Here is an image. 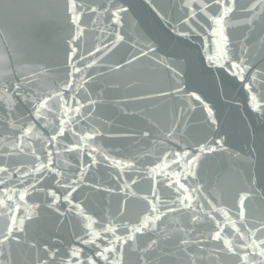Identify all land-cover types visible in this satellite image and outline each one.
Instances as JSON below:
<instances>
[{"label": "water", "instance_id": "obj_1", "mask_svg": "<svg viewBox=\"0 0 264 264\" xmlns=\"http://www.w3.org/2000/svg\"><path fill=\"white\" fill-rule=\"evenodd\" d=\"M255 2L234 0L220 27L213 0H76L79 10L69 0H0V168L9 169L0 200L10 205L0 206V240L9 217L22 229L0 246L2 264L264 261L232 228L251 244L264 224V11L252 16ZM232 62H243V77ZM21 139L23 153L13 149ZM141 221L148 229L134 232ZM217 222L239 255L211 239Z\"/></svg>", "mask_w": 264, "mask_h": 264}, {"label": "snow or ice", "instance_id": "obj_2", "mask_svg": "<svg viewBox=\"0 0 264 264\" xmlns=\"http://www.w3.org/2000/svg\"><path fill=\"white\" fill-rule=\"evenodd\" d=\"M69 2H70V6L73 9L79 10V6L77 5L76 0H69ZM213 3L219 5V11L217 12L215 17H210V19H213V21H214V23L216 25L222 27L223 26L222 22L224 21V16L226 14L224 12V9L227 8L229 11H231L232 8H233L234 0H228L227 4L224 3V0H213ZM258 6L261 8L262 11H264V0H256V2L252 4V7L250 9H248V11L252 14V16L256 15L254 10ZM210 7L211 6L208 5V4H203L201 10H203L204 8H209L210 9ZM89 11L95 12L96 10L90 8ZM123 11H125V9H123V8L118 9L117 12H113L112 13V16L116 17L120 12H123ZM74 19H75V16H74ZM118 22L119 21H117V23ZM246 22L250 24L253 21L251 19H249ZM225 39H227V37H225ZM97 51H99V49ZM233 59H235V58H233ZM230 66H231V70H232L233 75H239V76L243 77L244 72L246 71V67L243 65V62H241V63L232 62ZM57 95L59 96L60 94L58 93ZM37 99H40V98L37 97ZM51 99H52V97L49 96L47 100H40L39 105L36 107V111L39 113L42 108H45L47 106L48 100H51ZM60 99L63 100L64 99L63 96H60ZM259 99L261 101H264V96L260 97ZM64 103L65 104H69L68 101H64ZM49 110H51V109H49ZM74 110L78 112L79 108L74 109ZM260 110L264 111V108H261ZM30 132H31V126H29V128L23 132V137L24 138H30V135H29ZM60 134L62 135L63 133L61 132ZM52 139H55V137H53ZM23 142H24V140L21 139L19 144H13V149H18L20 153H23L24 152V147L22 146ZM4 148H5V150H7V146H4ZM37 159H39V158H37ZM173 162L175 163L176 161H173ZM33 168L36 171H38V172H42L43 170H45L47 168V165L46 164H41L39 167H37V165H33ZM8 171H9V169L6 168V167L5 168H0V173L7 174ZM19 171H20V169H17V172H19ZM25 175H30V174L29 173H25ZM0 183H4V181L2 179H0ZM169 187H175L177 192H181V190L187 191V189L184 188V185L180 184L178 181H174L172 184L169 185ZM153 195L155 196V193H153ZM22 198H23V195H21V199ZM10 199H11V196L6 197V200H10ZM145 199H147V198H145ZM177 199L185 207L191 208V204L188 202V197L185 196V197L181 198V197L178 196ZM246 199H247V197L241 198L240 203L238 205V213L237 214L240 217L241 221H243V219L245 217L244 201ZM0 206H2L4 208L10 207V205H8L3 200H0ZM170 210H174V209H170ZM152 211H157L155 206H153ZM225 216H227L226 213H225ZM9 219H11L13 221V223L8 227L7 234L4 235V238L2 240H0V246H2L4 243L8 242L10 238L14 239L15 238L14 237V232L16 230H22V229L19 228L18 225L15 224V218L14 217H9ZM156 219H159V217H156ZM192 219H193V221H197L198 217L193 216ZM145 221H148L147 217H145ZM145 221H141L140 226L136 227L134 229V232L139 233V232H141V231H143L145 229H148L149 222H145ZM216 227H217L218 231H215V233L211 235V239L215 240V241H218V242H222L223 247L220 249V251L226 252V253H230V254H233V255H239V253L236 252L235 248L233 247L232 241L229 240V239H226V238H224L222 236L221 233L223 232V229L220 228V223L219 222H217ZM232 228L234 229L236 234H239L240 239L245 241V243L243 245L244 247L253 248V250L255 252V255L260 256V257H264V247H262V245H264V224H261V227L256 229L255 232H252V236L256 237V239L259 241V243H256V241L254 240L251 244H249L247 242V239H246L245 235L242 234L241 229L236 227V222L235 221H232ZM104 230L108 231V232L112 231L111 228H105ZM249 231H251V230H249ZM257 233H262V236H257ZM132 239H133L132 236L128 237L129 241H131ZM94 242L95 241H90V243H94ZM181 242L183 244H185V245H187L189 243L188 241H184V240H182ZM155 243H156V241H152V244H155ZM149 247H151V245ZM98 254L101 257H103L105 260L109 259V257L104 256L103 252H100ZM0 255H2V253H0ZM72 255H73V257H78L80 255V253L77 252V251H73ZM217 259H219V257H217ZM242 261H243V264H248L249 257H248L247 254H245V256L242 258ZM0 264H2V261H0ZM91 264H95V262L92 261ZM117 264H118V262H117ZM191 264H196L195 260H192ZM253 264H257V262H253ZM259 264H264V261H260Z\"/></svg>", "mask_w": 264, "mask_h": 264}]
</instances>
